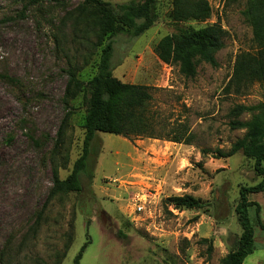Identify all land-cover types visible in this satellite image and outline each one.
<instances>
[{
    "label": "rangeland",
    "instance_id": "1",
    "mask_svg": "<svg viewBox=\"0 0 264 264\" xmlns=\"http://www.w3.org/2000/svg\"><path fill=\"white\" fill-rule=\"evenodd\" d=\"M207 1L210 19L175 22L172 0H155L144 34L113 38L112 75L147 87L156 138L97 133L76 193L54 191L53 179L66 178L81 153L84 99L66 93L70 72L84 81L95 72L96 29L80 14L83 0H0V264H73L85 243L78 264H224L241 234L239 187L260 178L241 152L213 151L242 138L229 111L264 103V89L225 91L235 57L256 48L244 0ZM209 25L226 32L216 67L199 63L185 78L158 59L162 37ZM183 195L202 206L167 201ZM261 195L248 199L264 206ZM253 226L255 248L242 264H264V229Z\"/></svg>",
    "mask_w": 264,
    "mask_h": 264
},
{
    "label": "trees",
    "instance_id": "2",
    "mask_svg": "<svg viewBox=\"0 0 264 264\" xmlns=\"http://www.w3.org/2000/svg\"><path fill=\"white\" fill-rule=\"evenodd\" d=\"M154 1L129 0L111 5L103 0H83L79 6L80 14L93 23L96 29L95 45L99 48V56L94 74L85 81L77 79L74 73H69L66 94L72 99L78 93L84 99L82 148L66 178L60 180L54 175V191H81V178L87 173L91 146L97 133L127 139L156 138L153 134V122L146 116L152 95L145 86L121 82L115 78L111 64L113 38L118 35L136 38L144 34L154 21L151 12ZM243 3L241 15L251 28L256 50L254 53H240L235 57L232 75L225 91L234 87L238 93L254 82H258L264 89V0H244ZM171 14L175 22L206 21L210 19L212 9L207 0H172ZM225 36L226 32L218 25L188 28L162 37L154 51L163 64L176 65L185 78H194L199 63L217 66L215 55L223 48ZM243 114H250V118L247 121L239 120ZM229 116L230 129L244 130V135L232 144L228 152L224 153L220 149L213 151L214 158H226L241 152L244 157L253 161V170L260 178L254 185L239 187L235 214L241 234L235 248L223 262L242 264L255 248L253 221L264 229L260 205L248 199L249 195L264 192V103L256 106L235 105L229 111ZM172 140L176 143L183 141L182 137H173ZM167 201L175 208L198 209L202 206L199 200L190 195L169 197ZM85 247L86 243L78 251L73 264H78Z\"/></svg>",
    "mask_w": 264,
    "mask_h": 264
},
{
    "label": "crops",
    "instance_id": "3",
    "mask_svg": "<svg viewBox=\"0 0 264 264\" xmlns=\"http://www.w3.org/2000/svg\"><path fill=\"white\" fill-rule=\"evenodd\" d=\"M254 195V194H253ZM256 195H261V193H259V194H256ZM262 196V195H261ZM263 197V196H262ZM252 201H255V200H252ZM257 202V201H256ZM260 206H261V208L263 209V211H264V206H263V204L261 203V202H257Z\"/></svg>",
    "mask_w": 264,
    "mask_h": 264
}]
</instances>
